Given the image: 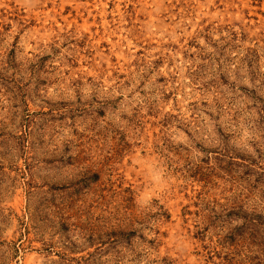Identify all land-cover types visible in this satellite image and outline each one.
<instances>
[{"label": "rangeland", "instance_id": "obj_1", "mask_svg": "<svg viewBox=\"0 0 264 264\" xmlns=\"http://www.w3.org/2000/svg\"><path fill=\"white\" fill-rule=\"evenodd\" d=\"M0 264H264V0H0Z\"/></svg>", "mask_w": 264, "mask_h": 264}]
</instances>
